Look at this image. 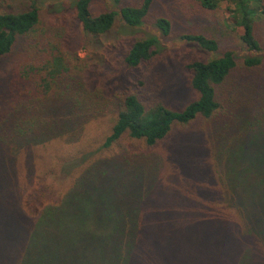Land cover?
Returning <instances> with one entry per match:
<instances>
[{
  "label": "trees",
  "instance_id": "1",
  "mask_svg": "<svg viewBox=\"0 0 264 264\" xmlns=\"http://www.w3.org/2000/svg\"><path fill=\"white\" fill-rule=\"evenodd\" d=\"M52 1V9L57 8L60 13L72 9L76 22L95 37L110 33L118 18L127 28L143 26L154 2L143 0L139 6L95 15L91 11L92 0ZM192 1L203 11H222L226 26L234 27L250 51L262 50L257 24L264 16V0ZM115 2L119 4L121 0ZM3 7L0 0V59L15 53L17 57L11 71L6 72L8 76L0 78V106L6 101L31 99L27 104L40 102L41 109L34 105L7 118L0 115L8 122L0 125V247L7 248L6 253L0 251V264H169L167 260L172 261L174 253L170 249H179L183 240L191 243L190 236L197 235L199 245L203 244L206 252L210 249L211 253L188 263L221 264L218 259L222 264H240L236 253L250 248L246 264H264V156L260 157V166L251 163L249 167L247 164L243 169L229 171L239 183L236 204L209 208L204 211L208 218L191 226L182 219L177 223L157 221L150 216L149 203L145 202L127 204L121 218L120 202H126L109 199L106 188L121 186L127 190L131 178L144 168L147 160L137 155L104 160L93 153L85 155L78 164L80 154L88 151H74L79 145L75 142L89 120L103 115V108L96 104L100 110L93 109L95 96L89 99V94H80L78 86L84 82L77 77L83 71L82 62L72 60L63 50L67 27L62 23L68 16L59 17L63 22L47 32L41 27L38 0L17 9ZM156 26L164 36L170 32L166 19H158ZM182 39L208 52L219 51L218 42L204 35L187 34ZM162 50L159 37L150 35L134 42L123 58L129 68L136 69L151 62ZM262 63L261 56L244 59L247 68ZM238 65L232 51L187 64L198 98L183 110H173L160 99L144 100L149 96L136 90L124 91L97 152L111 150L123 137L155 147L165 142L176 126L187 127L201 119L213 120L217 125L226 113L217 88ZM66 78H72V86L63 83ZM88 112L95 114L84 120ZM258 115L264 119V115ZM62 171L69 176L70 187L65 191L57 180ZM234 189L221 190L235 195ZM181 221L186 226H180ZM164 227L170 230L161 231ZM173 232L179 235L176 240L170 236ZM152 244L159 249L157 256L150 249ZM226 249V260L215 257Z\"/></svg>",
  "mask_w": 264,
  "mask_h": 264
},
{
  "label": "rangeland",
  "instance_id": "2",
  "mask_svg": "<svg viewBox=\"0 0 264 264\" xmlns=\"http://www.w3.org/2000/svg\"><path fill=\"white\" fill-rule=\"evenodd\" d=\"M2 1L3 9L11 6L17 9L32 0ZM63 1L68 2V0L59 2ZM142 1L121 0L116 4L115 0H92L91 11L95 15L120 11L124 6H139ZM38 3L43 31L55 30L62 21L59 17L68 16L65 23L62 21V25L67 27V37L62 39L63 50L72 60L82 62L83 71L77 77L84 82V85L78 86L81 87L80 94H89V99L95 96L93 109L100 110L96 104L103 108L101 110L103 115L89 120L83 134L78 136L80 139L75 142L79 145L74 151H88L80 154L78 164L84 161L85 155L93 153H98L99 158L104 160L113 157L130 159L136 155L147 160L144 168L134 175V179L131 178L127 190L121 186L118 188L107 186L109 199L126 202H120L119 216L121 218L125 216L127 204L136 206L145 202L149 203L150 216L157 221L177 223L182 219L191 226L196 221L208 218L204 211L209 208L236 204L239 201L237 197L239 183L233 172L229 171L243 169L247 164L249 167L251 163L260 166V157L264 156V119L258 115H264V16L257 24V35L262 50L252 52L234 27L226 26L222 11H203L192 0H154L143 26L127 28L126 23L118 18L114 29L100 37L88 35L82 24L74 19L72 9L65 11V14L60 13L57 8L52 9V0H38ZM67 4L65 3V6H68ZM158 19L170 22L168 35L164 36L157 28ZM187 34H200L215 39L219 44V51L208 52L196 43L182 39ZM150 35L159 37L163 50L151 62L136 69L129 68L124 61V53L134 42ZM225 51H232L239 65L226 82L217 88L219 99L226 107V113L220 116L217 125L213 120L204 122L201 119L187 127L176 126L171 136L155 147L150 148L144 141L123 137L111 150L97 152L102 148L99 142L108 134L124 91L136 90L142 96H149L144 100L160 99L173 110H183L198 98V93L191 85V74L186 68L187 64L194 60L215 59ZM251 56L263 57V63L255 68H247L244 59ZM16 57L17 53L0 59V78L8 76L6 72L11 71ZM71 80L72 78H66L63 83L67 87L72 86ZM30 100L6 101L0 106V115L7 118L13 113L26 112L34 105L41 109L40 102L28 105ZM94 114L88 112L83 118L87 120ZM7 123L0 119V125ZM224 126L228 127L227 131ZM3 168L5 171L6 165ZM68 179L66 171L57 176L58 182L63 184V191L70 187ZM222 188H235V195H232L231 191H227V194L225 190H221ZM180 226L186 225L181 221ZM169 230V227L161 229L163 232ZM170 236L176 240L179 235L173 232ZM190 237L191 243H185L183 240L179 249H170L171 254L174 253L172 261L167 260L169 264H191L187 261L196 262L211 253L210 249L206 252L203 244L199 245L198 235ZM150 249L156 256L159 254V249L154 244ZM249 250L250 248L236 253L235 259L240 264H246V253ZM0 251L6 253L7 248L0 247ZM228 251L222 250L224 254H216L215 257L226 260ZM7 260L5 256L3 262L6 263ZM216 260L222 264L220 260Z\"/></svg>",
  "mask_w": 264,
  "mask_h": 264
}]
</instances>
